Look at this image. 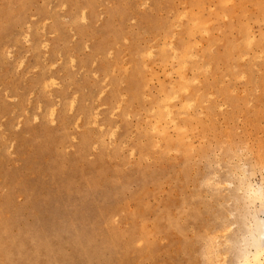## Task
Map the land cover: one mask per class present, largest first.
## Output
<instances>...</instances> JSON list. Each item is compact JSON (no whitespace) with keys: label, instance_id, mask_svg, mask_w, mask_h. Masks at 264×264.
Listing matches in <instances>:
<instances>
[{"label":"rangeland","instance_id":"rangeland-1","mask_svg":"<svg viewBox=\"0 0 264 264\" xmlns=\"http://www.w3.org/2000/svg\"><path fill=\"white\" fill-rule=\"evenodd\" d=\"M257 219L264 0H0V264H247Z\"/></svg>","mask_w":264,"mask_h":264},{"label":"bare ground","instance_id":"bare-ground-1","mask_svg":"<svg viewBox=\"0 0 264 264\" xmlns=\"http://www.w3.org/2000/svg\"><path fill=\"white\" fill-rule=\"evenodd\" d=\"M186 52H188V51H186ZM186 52H185V55H186ZM185 55H183L184 56V59L187 56V55L186 56ZM187 58H189V57H187ZM170 98L168 97V99H170ZM255 196H256V194H255ZM252 240H253L254 252H252V254L250 252V259H248L249 260L248 263H250V264H262L263 261H264V219H257L255 221L254 232H253V238H252ZM246 260H247V258H246Z\"/></svg>","mask_w":264,"mask_h":264}]
</instances>
